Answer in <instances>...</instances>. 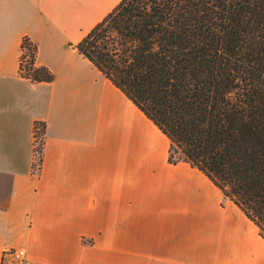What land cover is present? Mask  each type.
I'll use <instances>...</instances> for the list:
<instances>
[{"label": "crops", "instance_id": "obj_1", "mask_svg": "<svg viewBox=\"0 0 264 264\" xmlns=\"http://www.w3.org/2000/svg\"><path fill=\"white\" fill-rule=\"evenodd\" d=\"M121 1L0 0V264H264L259 228L78 52ZM24 37L53 82L20 74Z\"/></svg>", "mask_w": 264, "mask_h": 264}, {"label": "trees", "instance_id": "obj_2", "mask_svg": "<svg viewBox=\"0 0 264 264\" xmlns=\"http://www.w3.org/2000/svg\"><path fill=\"white\" fill-rule=\"evenodd\" d=\"M77 50L264 239V0H122ZM37 57L24 37L20 74L53 82Z\"/></svg>", "mask_w": 264, "mask_h": 264}, {"label": "built area", "instance_id": "obj_3", "mask_svg": "<svg viewBox=\"0 0 264 264\" xmlns=\"http://www.w3.org/2000/svg\"><path fill=\"white\" fill-rule=\"evenodd\" d=\"M36 136V152H35V170L40 168L41 165V157H42V149H43V134ZM9 255L13 257V261L9 264H30L29 260L26 256L25 249H11L8 251Z\"/></svg>", "mask_w": 264, "mask_h": 264}]
</instances>
